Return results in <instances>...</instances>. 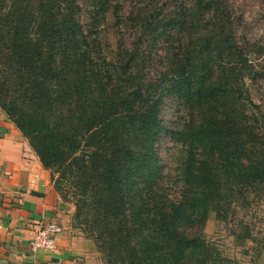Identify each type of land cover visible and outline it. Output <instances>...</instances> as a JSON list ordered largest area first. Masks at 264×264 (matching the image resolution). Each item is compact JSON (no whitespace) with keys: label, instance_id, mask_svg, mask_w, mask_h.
Returning a JSON list of instances; mask_svg holds the SVG:
<instances>
[{"label":"trees","instance_id":"trees-1","mask_svg":"<svg viewBox=\"0 0 264 264\" xmlns=\"http://www.w3.org/2000/svg\"><path fill=\"white\" fill-rule=\"evenodd\" d=\"M86 1L83 23L80 0H0V108L107 264H224L204 234L210 213L236 221L264 194V108L250 89L264 45L235 0Z\"/></svg>","mask_w":264,"mask_h":264},{"label":"crops","instance_id":"crops-1","mask_svg":"<svg viewBox=\"0 0 264 264\" xmlns=\"http://www.w3.org/2000/svg\"><path fill=\"white\" fill-rule=\"evenodd\" d=\"M65 203L28 140L0 108V264H101L67 223ZM55 222L54 250L32 251L38 224Z\"/></svg>","mask_w":264,"mask_h":264},{"label":"rangeland","instance_id":"rangeland-1","mask_svg":"<svg viewBox=\"0 0 264 264\" xmlns=\"http://www.w3.org/2000/svg\"><path fill=\"white\" fill-rule=\"evenodd\" d=\"M112 2L121 1L125 7L131 8L136 2H148L150 4L151 0H111ZM164 1V0H163ZM238 8L244 10L245 12V23L242 30L247 34L246 36L253 41H257L264 45V0H235ZM159 0L154 3L158 4ZM81 11L80 16L83 23H86L89 19V5L86 0H80ZM109 19L100 24L103 28L104 35L109 38V43L111 46H115L116 36L113 35L115 30L114 22L110 19V14H108ZM111 49V47H110ZM163 54V50H158L156 54L155 65L151 68V72L155 74L158 68L161 69L160 60L158 59ZM253 57V56H251ZM258 68L264 67V53L258 59ZM252 97L255 102L259 103L262 108H264V75L262 78L256 80V83L250 85ZM177 104V99L175 95H168L165 98V103L162 106L161 117L163 123L167 127L175 125L177 118L179 117V108ZM176 146L165 137L161 142V158L164 164V171L173 175L176 166ZM37 155V154H36ZM47 169V168H46ZM50 170V176L54 172ZM55 176L58 174L56 172ZM52 180V179H51ZM53 183V182H52ZM54 187V185H53ZM55 189V188H54ZM57 192V191H56ZM59 196V194H58ZM60 198V196H59ZM60 201L62 199L60 198ZM66 218L68 225L78 234L83 235L85 238L92 241L84 231L74 223L73 213L74 206L72 202H65ZM236 221H230L226 223L221 220H217L214 213H210L205 228L204 234L206 239L214 246L219 253L226 259L224 264H264V194L260 196L254 195V198L250 199V203L246 204L243 209L240 210L238 218ZM239 221V222H238ZM242 221V224H240ZM244 226L249 229L252 238L242 239L238 235L232 233L235 229L236 232L242 233ZM93 243V241H92ZM94 244V243H93ZM94 253L96 254V259H98L101 264H107L102 258L100 252L97 250L95 244Z\"/></svg>","mask_w":264,"mask_h":264},{"label":"built area","instance_id":"built-area-1","mask_svg":"<svg viewBox=\"0 0 264 264\" xmlns=\"http://www.w3.org/2000/svg\"><path fill=\"white\" fill-rule=\"evenodd\" d=\"M59 231L60 227L55 222L38 224L29 242L31 250H54L55 236Z\"/></svg>","mask_w":264,"mask_h":264}]
</instances>
